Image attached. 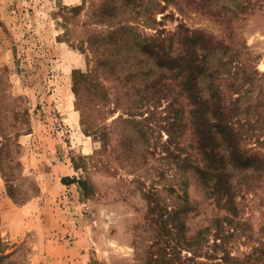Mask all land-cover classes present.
<instances>
[{"label":"rangeland","instance_id":"374dc122","mask_svg":"<svg viewBox=\"0 0 264 264\" xmlns=\"http://www.w3.org/2000/svg\"><path fill=\"white\" fill-rule=\"evenodd\" d=\"M192 1L0 0V134L12 136L4 168L15 188L14 198L0 171V232L12 252L4 264H140L157 236L170 239L160 220L177 201L174 187L184 190L186 180L199 201L187 215L189 234L224 214L202 199L193 171L176 170L178 154L197 159V144L191 124L169 136L181 105L154 100L148 58L136 68L137 56L123 64L125 45L100 46L99 62L117 60L97 71L108 94L100 111L86 98L80 104L72 87L73 71L87 68L88 39L109 41L123 25L142 39L156 28H186L226 72L221 84L232 115L264 128V0H238L235 12L219 14ZM130 68L138 72L132 80ZM86 103L109 131L105 146L85 130ZM260 138L242 141L244 150L264 154V132ZM238 202L259 244L264 186Z\"/></svg>","mask_w":264,"mask_h":264},{"label":"trees","instance_id":"16d2710c","mask_svg":"<svg viewBox=\"0 0 264 264\" xmlns=\"http://www.w3.org/2000/svg\"><path fill=\"white\" fill-rule=\"evenodd\" d=\"M192 2L210 4L218 14L235 12L240 6L238 0ZM157 3L161 5L160 1ZM196 32H188L186 28L185 31L178 28L174 32L156 28L152 39H142L131 26L123 25L110 33L109 41L98 43L90 38L88 47L91 55H88L87 68L73 71V91L79 103L86 98L91 104L95 102L98 111L101 110L108 94L96 74L100 66L113 64L117 60L109 62L105 57L99 62V48L114 41L119 47L126 46L123 64L131 59V55L137 56L132 65L136 68L142 63L146 65L143 58L150 60L154 89L151 95L155 101L168 98L170 108L175 103L181 105L182 109H176L169 122V136L175 137L180 130V135H183V130L189 124L193 128L197 159H192L189 153L184 157L178 154L176 170H182L184 175L193 171L198 178L202 199L214 203L224 214H212L208 223L189 234L187 215L196 210L199 201L190 197L187 180L184 190L178 189L181 185L174 187L175 191L179 190L177 201L169 207L166 219L160 220L161 228L170 239L161 243L160 236H157L149 255L140 264H264V240L255 244V231L248 227L246 220H241L238 202V197H243L246 192L257 191L264 186V154L250 152L251 149L246 151L242 144V141L252 137L258 143L264 128L255 126L259 125L257 120L251 125L247 117L243 120L232 115L234 110L229 106L221 84L226 72H222L208 57L210 49L201 45ZM121 33L125 36H120ZM140 53L142 57L138 60ZM136 68H130L129 80L136 77ZM110 71L119 77L120 70ZM133 99L138 101L137 96ZM184 104L189 106L188 111ZM234 108L240 110L238 106ZM81 109L85 130L91 132L101 146H105L109 131L96 122V116L92 117L90 104H83ZM186 112L188 115L185 117ZM245 125L248 127L244 128ZM19 134L22 133L18 131L15 136ZM11 137L0 134V171L8 183L9 194L15 198L13 178L4 168ZM188 145L193 147V144ZM258 232L264 237V222ZM241 244L248 249H240ZM8 248L0 232V264L10 257L12 252H7ZM184 249L188 254L182 256Z\"/></svg>","mask_w":264,"mask_h":264}]
</instances>
